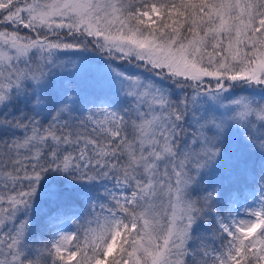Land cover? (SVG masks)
Instances as JSON below:
<instances>
[{"label": "snow or ice", "instance_id": "obj_1", "mask_svg": "<svg viewBox=\"0 0 264 264\" xmlns=\"http://www.w3.org/2000/svg\"><path fill=\"white\" fill-rule=\"evenodd\" d=\"M0 264H264V0H0Z\"/></svg>", "mask_w": 264, "mask_h": 264}]
</instances>
